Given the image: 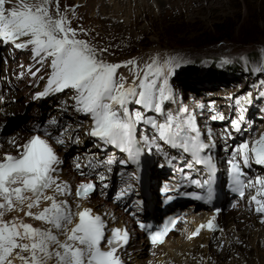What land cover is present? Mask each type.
I'll use <instances>...</instances> for the list:
<instances>
[{"label":"snow or ice","instance_id":"obj_1","mask_svg":"<svg viewBox=\"0 0 264 264\" xmlns=\"http://www.w3.org/2000/svg\"><path fill=\"white\" fill-rule=\"evenodd\" d=\"M52 2L0 0V42L11 44L15 49L29 50L38 65L47 63L49 71L40 77L47 83L34 99L70 90L73 94L69 99L75 111L91 117L92 125L87 135L127 154V159L118 162L112 158L98 162L89 160L85 166L77 157L76 171L86 177L92 173L84 172L83 167L95 170L106 164L111 172L114 163L138 164L144 151L141 139L148 144L149 151L153 147L159 151L158 139L190 154L189 169L194 165L207 169V179H191L190 183L200 189L207 188V199L211 200L212 175L216 170L213 157L206 152L214 146L211 134L209 142H205L195 115L185 107L178 108L176 113L165 112V102L174 100L169 78L182 66V61L154 55L148 61L133 57L111 62L105 59L108 49L97 48L80 39L78 33L84 30L72 27L66 11L60 10L59 0H55L54 11ZM121 68H128L131 75H123L119 71ZM40 71L41 67L35 70L29 67L33 77ZM255 71L261 72L264 68L258 67ZM62 103L68 105L67 100ZM130 105L139 107L133 110ZM149 112L163 116V121L148 115ZM211 119L224 120L225 117L217 114ZM243 121L245 115L241 109L238 119L231 121L232 128L240 131ZM48 123L55 125V118ZM142 123L156 130L157 135L151 140L146 136L138 139V125ZM66 133L67 129L53 137L44 130L43 134H33L23 143L12 138L9 143L15 146V152H0V264H125L120 253L131 239L128 229L109 228L101 214L84 204L95 192L96 183L92 179L81 180L73 188L69 181L61 178L63 161L52 141L64 145ZM73 142L79 144L81 141L76 137ZM251 162L264 165V133L250 142H241L229 161L232 190L241 198L245 197V188L259 185L256 194L249 199L264 223V177L257 176L255 181L247 183L242 179L241 163L250 167ZM96 178L102 183L106 180L102 172H97ZM132 178L137 179L135 173ZM184 178L188 180L189 176ZM103 187L106 189L109 185L103 183ZM132 190L133 185L128 183L115 197L122 199ZM162 192L167 195L168 187ZM190 195L204 199L195 192ZM70 196L75 197V204L68 199ZM167 199L170 201L173 197L168 195ZM213 221L214 217L206 225L198 226L191 236L198 235L205 226L216 231ZM169 225L174 228L176 220L171 219L155 230L143 223L140 227L148 230L155 246L163 243L172 230Z\"/></svg>","mask_w":264,"mask_h":264},{"label":"rangeland","instance_id":"obj_2","mask_svg":"<svg viewBox=\"0 0 264 264\" xmlns=\"http://www.w3.org/2000/svg\"><path fill=\"white\" fill-rule=\"evenodd\" d=\"M174 1L160 9L156 0H59V4L61 12L66 11L72 27L84 30L78 33L79 38L87 40L97 48H107L108 52L105 54L107 57L121 60L151 51V55L160 53L159 57L163 56L165 52L166 55L172 53L171 57L182 61V66L176 69L175 74L169 78L174 90V100L165 102V111L176 113L178 108L184 106L188 112L198 115L208 131L218 128L222 132V136L229 132L233 136L237 135L239 141L250 142L258 138L264 133V71L256 72L255 69L264 68V0H200L201 2L198 3L195 0ZM202 2L208 5L216 4L217 7L202 9ZM52 9L55 10V0L52 2ZM192 11L194 12L192 13ZM142 13H145L146 16L136 28H132L131 21L138 15L141 17ZM176 39H184L185 43L196 39H210L216 46L204 49L199 56L202 57L199 62H197L199 57L192 58V62H197L196 68L188 71L191 66H184L185 60L178 57L179 54V56L182 55V51L177 47ZM31 55L29 50L25 52L13 48L10 44L4 45L0 42V76L5 77L3 71L6 69V72L11 71L10 64L17 63L20 59L24 65H27L29 61L35 62ZM163 57L160 58L163 59ZM212 57L216 59L215 62L212 61ZM31 66L32 70H35L34 63H31ZM36 66L40 67L38 64ZM42 68H48L47 64ZM27 71L25 68V79L28 78ZM193 71L195 73H192ZM41 73L44 71L35 76L38 81ZM8 74L10 77L11 74ZM19 74L20 76L23 74L21 70L18 71ZM43 75L46 76L47 73ZM20 76L14 78V85L10 83L9 88L2 89L1 93L5 92L6 98L11 93H17L13 91V88ZM30 77L32 76L30 75ZM35 77L33 79L36 82ZM20 82L24 84L19 88L21 95H24L22 96L24 101L18 103L16 107L19 108V111H24L23 113L27 114L33 111V108H30V104L25 105V101L29 102L33 98L30 95L34 89L33 86L24 83V79ZM43 83L41 80L37 87L40 85L41 88L44 87ZM19 94L17 93V96ZM72 94L70 90H66L63 93L49 95L50 98L47 99L50 101L46 102V113H48L45 117L47 120L53 119H49V115L58 116L54 114L56 110L63 113V108H73L69 99ZM61 100L62 102L67 100L68 105L65 106ZM130 107L135 110L139 106L130 105ZM241 109H244L245 121L242 122L243 124L241 123L240 131H237L232 128L231 121L238 119ZM39 110L41 109H34L33 113L36 115ZM217 114L223 115L225 119L212 120L211 117ZM148 115L160 121L159 114L149 112ZM32 117H34L33 114ZM75 121L66 122L65 129L68 133L78 131L77 134L81 133L77 135L79 139H86L88 128L75 129L83 123ZM17 123L19 124V122ZM139 126V130H146V126L144 127L142 124ZM148 126V130L154 129L150 125ZM84 132L85 134H83ZM153 134L157 135V133ZM150 137L153 138L151 135ZM89 141L92 147L89 146L76 154L79 161L88 157L95 160H103L107 157L104 154L105 149L102 148L98 151L96 148L99 147L95 146L96 141ZM156 143L161 146L158 139ZM235 143L236 141L232 142V144ZM85 144L86 140L77 145L83 148ZM103 145L105 147V144ZM218 146L224 145L218 142ZM94 149L96 151L91 152ZM78 150L76 148V151ZM126 166L128 164L123 168ZM254 228L253 231L256 232V236L259 234L264 249V226ZM252 238L253 233H250L248 241L254 242L251 241ZM146 247L148 249V243ZM262 251L264 252V250ZM170 252L176 254L177 249L172 248ZM251 256L247 264H258L261 256L258 257L255 254ZM236 261L228 258L224 264H236Z\"/></svg>","mask_w":264,"mask_h":264},{"label":"bare ground","instance_id":"obj_3","mask_svg":"<svg viewBox=\"0 0 264 264\" xmlns=\"http://www.w3.org/2000/svg\"><path fill=\"white\" fill-rule=\"evenodd\" d=\"M189 1H194V0H189ZM195 1L197 3L201 2L200 0H195ZM156 2H157V5L159 6V9H160L162 6L172 4L175 1L174 0H156ZM202 5H203V6H201L202 9H204V8L212 9V8L217 7L216 4H211V5L209 4L208 5L207 3H203ZM193 12L194 11H192V13ZM145 16H146L145 13H142L141 17L139 15L136 16L130 23L131 27L136 28L138 23H140V21ZM195 21H197V20H195ZM151 54H152L151 51H148L145 53L138 54V55L134 56V58H136L139 61H148V58ZM130 58H133V57H126V58H123L121 60L120 59L115 60V59H112L110 57L105 56V59H107L111 62H123L127 59H130ZM119 71L125 76L131 75L128 68H121ZM8 73H10V71H8ZM10 74H11L10 77L7 80H5L6 81L5 86L7 88H9L10 83L12 85H14V81H15L14 78H16L17 76H20V74L19 75L18 74L15 75L12 73H10ZM43 76H45V75H43ZM43 82L44 83L42 85L45 86V84L47 83L46 79H44ZM28 83L30 85L36 84V82L34 81V79L32 77H30V78L28 77ZM7 88H1L0 87V93L2 92V89L4 90ZM43 88L44 87L41 88V85H40L39 87H37L36 90H41ZM20 94H22V93H20ZM50 95H53V94H50ZM22 96H24V95L12 96L10 94V96L9 95L7 96L5 101H6V103L9 104L10 113L13 112L15 115L18 113L19 108L16 106L21 101H24L22 99ZM47 101H50V100L47 98H44L41 100L32 98L29 100V102L25 101L26 104H30V108H33V111H31L27 114L20 111V114H21L20 117L21 118H20V121H18L19 124L18 123L17 124L24 126V127H27L29 124L28 122H30L32 120L44 121V122L48 123L50 120H47V117H45V116H47V113H48V112L46 113V111H47L46 110L47 109V103L46 102ZM71 103H72V101H71ZM54 108H57V107H54ZM34 109H41V110H39L37 112V114L35 115L33 113ZM65 109H66V112H64ZM32 114L34 115V117H32ZM54 114H56V115L61 114V116H60L61 118L69 117L70 119H68V120H72V119L78 120L81 118L80 114L78 112L74 111L73 108H67V107L63 108V113H60L59 110L58 111L56 110ZM82 114H84V113H82ZM86 116H87V118L85 120L87 121V125H89V127H91V125H92L91 117L88 115H86ZM61 118L58 117V119H55L56 124L63 123ZM84 124L85 123L80 125L79 128L75 127V129L79 130L81 128V130H82V128L84 127ZM50 126H52V129H55V127H53V125H50ZM69 129H71V128H69ZM79 133H80V131H79ZM74 134L75 133H73V132H69V133L67 132L65 137H69L70 135H74ZM83 134H85V132ZM68 141H70V140L68 139ZM95 141L97 142V144L101 142L97 138L95 139ZM69 144H70L69 146H71V143H69ZM160 147H162V146H160ZM76 148H78L80 150L83 149L79 145H76ZM113 148H114L113 152H112V153H114L113 156L122 154V152H119L118 150H116L115 147H113ZM230 149H231V147L227 149V152L230 151ZM104 154L107 155L106 152H104ZM97 155H98V153H97ZM111 157L112 156H110V153H109L107 157L103 158V160H101V159L95 160V159H90L88 157V158L82 159L81 162L86 163L89 160H93L94 162L107 161ZM108 167L109 166L106 164L101 165V168L103 170H105L106 172H108L109 174H111L112 171L114 172V164L111 165V169H112L111 172L108 171ZM125 168H129V165L124 167V169ZM258 172L263 173V167H261V169ZM73 174H74L73 170H71L69 167H65L63 174L61 175V178L69 181V183L72 185L74 183L73 179L75 180ZM68 199L73 204H75L76 199L73 196H70ZM84 204H85V206H91V207L93 204H98L101 206L100 213H102L103 211L109 212L108 206L105 203L99 202L96 197L92 199L90 204H88V202H86V201H84ZM219 217H220L219 223L223 226V232L215 233L212 236L199 237L197 239H188V237H187L188 233H182L181 232L180 234H173V236L175 237L174 241L172 239H170V237H169L165 241V244L163 246H160L156 249L155 248L150 249L149 247L147 249L145 236L142 234V232L140 230H137L136 227H133L130 232L135 234L137 237L135 239L132 238V240L129 243V246H128L129 253H127V256H126V258L128 259L127 264H224V261L228 258L233 259L234 261L237 260L236 264L237 263L247 264V262L250 260V257H252L251 255H254V254L257 255L258 257L261 256L260 257L261 259L258 260V264H264V252L262 251V250H264L262 247L263 243L260 241V238L258 236L259 234L256 236V232L253 231V229H255L254 227L259 226V228H260V225H263V224H261V221H258L255 218H249L245 215L237 214V213H224L223 216H218V218ZM180 231H182L181 228H179V232ZM250 233H253V238H252L253 240H251V241H254V242L248 241V237H249ZM222 244H223V246H222ZM201 245H203V247H201ZM172 248L177 249L176 254H173L172 252H170ZM252 264H254V263H252Z\"/></svg>","mask_w":264,"mask_h":264},{"label":"trees","instance_id":"obj_4","mask_svg":"<svg viewBox=\"0 0 264 264\" xmlns=\"http://www.w3.org/2000/svg\"><path fill=\"white\" fill-rule=\"evenodd\" d=\"M175 43L177 44V47L180 48V51H182V55L181 58H183L186 62V64L184 66H188L191 68H188V71L194 70V68H196V63L199 62L201 60L202 57H199L202 53V51L206 48L210 47H215L216 45L213 44V42L208 39H196V40H191V41H187V43H185L184 39H176ZM198 46V47H196ZM255 56L257 55L256 53L254 54ZM199 57V58H198ZM215 57V56H214ZM214 57H212V61L215 62L216 59H214ZM197 59V62H192L191 60L193 59ZM185 67V68H186ZM192 73H195L194 71Z\"/></svg>","mask_w":264,"mask_h":264},{"label":"water","instance_id":"obj_5","mask_svg":"<svg viewBox=\"0 0 264 264\" xmlns=\"http://www.w3.org/2000/svg\"><path fill=\"white\" fill-rule=\"evenodd\" d=\"M179 55H180V54H179ZM179 55H178V57H181V56H179Z\"/></svg>","mask_w":264,"mask_h":264}]
</instances>
